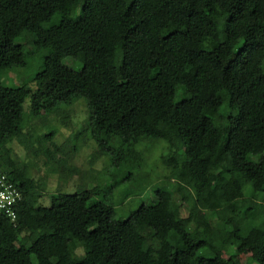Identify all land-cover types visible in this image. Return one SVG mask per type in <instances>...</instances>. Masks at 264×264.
Wrapping results in <instances>:
<instances>
[{
	"label": "trees",
	"instance_id": "1",
	"mask_svg": "<svg viewBox=\"0 0 264 264\" xmlns=\"http://www.w3.org/2000/svg\"><path fill=\"white\" fill-rule=\"evenodd\" d=\"M28 45L43 52L36 87L0 76V168L22 193L16 220L0 213V264H239L222 253L236 241L264 264V0H0V69L29 66ZM28 97L33 118L85 98L102 147L161 138L178 153L188 139L187 157L167 162L180 189L119 216L109 199L89 202L95 189L49 192L46 204L47 183L9 143L44 151L57 172L70 156L55 127L37 140L52 148H32L15 114ZM248 195L255 205L237 204ZM184 208L198 240L176 216Z\"/></svg>",
	"mask_w": 264,
	"mask_h": 264
},
{
	"label": "rangeland",
	"instance_id": "2",
	"mask_svg": "<svg viewBox=\"0 0 264 264\" xmlns=\"http://www.w3.org/2000/svg\"><path fill=\"white\" fill-rule=\"evenodd\" d=\"M26 49L29 53L32 51L29 57V66L6 64L1 67L0 76L4 85L18 87L27 84L32 88L36 87L34 78L43 61V52L37 51L30 45ZM64 62L75 69L82 67L81 62L71 57H66ZM60 105L62 106L60 109L48 116L33 118L30 97H28L23 103L21 111L15 113L18 116H23L26 133L29 132L33 135L32 148L42 150L45 147L52 148L49 142L44 141L40 144L37 140L49 132L51 127L57 128L54 140L58 143H66L65 149L70 156L68 163L65 162L58 172L55 162L47 163L44 151L36 155L34 150L28 151L18 140L9 143L17 158L18 167L22 168L27 164L35 178L39 181L42 179L47 183L46 193L42 198L46 204H50L49 192L75 193L84 189H95L96 194L91 196L89 202L109 199V201L118 204L117 215L119 216L136 212L140 208L152 204L158 189H180L175 182L166 179L170 173L167 162L174 155L187 157L189 153L188 139L181 138L175 142V151L178 153L172 152L170 143L161 138H147L139 142L138 145L130 147V144L122 145V139L115 137L108 140L102 147L92 136L88 120L87 100L79 97L73 103L66 105L70 106L68 108L64 103ZM65 109L71 111L70 119L69 115L65 113ZM69 120L71 121L70 125L64 124ZM57 157H63V154H59ZM250 186L248 184L245 187L247 194L251 189ZM138 192L141 195H136ZM124 198H126L125 201H123ZM237 204L247 208L255 205V201L248 195L239 198ZM175 211L177 218L183 223L184 231L198 240V236L193 230V224L188 218L187 210L184 208L183 211ZM195 213H203V209L198 208ZM77 235L79 236L80 233ZM70 245L78 254L84 253L77 238L70 240ZM97 250V246L93 242L91 251L97 252ZM200 253L211 255L210 252L205 253L203 250H200ZM222 253L225 257L236 253L239 264H258L253 260L252 249L247 243L236 241L227 249L222 250ZM45 254H47V249L43 250V255Z\"/></svg>",
	"mask_w": 264,
	"mask_h": 264
},
{
	"label": "built area",
	"instance_id": "3",
	"mask_svg": "<svg viewBox=\"0 0 264 264\" xmlns=\"http://www.w3.org/2000/svg\"><path fill=\"white\" fill-rule=\"evenodd\" d=\"M22 198L20 190L7 178L0 168V213L6 214L12 220H16L15 205Z\"/></svg>",
	"mask_w": 264,
	"mask_h": 264
}]
</instances>
